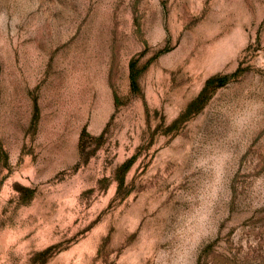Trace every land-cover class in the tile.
I'll use <instances>...</instances> for the list:
<instances>
[{"label": "rangeland", "instance_id": "rangeland-1", "mask_svg": "<svg viewBox=\"0 0 264 264\" xmlns=\"http://www.w3.org/2000/svg\"><path fill=\"white\" fill-rule=\"evenodd\" d=\"M0 264H264V0H0Z\"/></svg>", "mask_w": 264, "mask_h": 264}]
</instances>
